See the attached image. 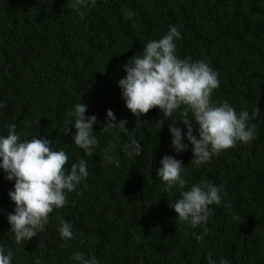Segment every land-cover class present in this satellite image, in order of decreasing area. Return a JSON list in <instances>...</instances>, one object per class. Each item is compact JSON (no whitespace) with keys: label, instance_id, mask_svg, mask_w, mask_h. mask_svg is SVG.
<instances>
[{"label":"trees","instance_id":"1","mask_svg":"<svg viewBox=\"0 0 264 264\" xmlns=\"http://www.w3.org/2000/svg\"><path fill=\"white\" fill-rule=\"evenodd\" d=\"M74 2L0 0V137L14 124L22 142L48 139L65 151L66 172L80 159L88 171L66 192V205L49 214L45 230L17 244L8 222L15 181L0 169V247L5 255L11 250V264H81L72 259L76 252L98 264H209V255L215 264H264V0H88L79 10ZM171 26L181 33L175 55L204 61L218 74L212 106L227 102L250 116L259 109L248 121L256 125L253 140L200 166L190 162L186 136V151L172 146L170 126L187 132L179 121L184 106L171 120L159 108L137 120L118 86L127 62ZM82 102L86 119L97 117L91 155L72 137L70 113ZM109 109L127 121V131L102 130ZM133 140L142 148L137 157ZM165 155L184 169L185 186H174L171 198L157 175ZM201 182L220 189L222 204L210 205L207 222L192 227L170 206ZM62 221L71 225V239L61 237Z\"/></svg>","mask_w":264,"mask_h":264},{"label":"clouds","instance_id":"2","mask_svg":"<svg viewBox=\"0 0 264 264\" xmlns=\"http://www.w3.org/2000/svg\"><path fill=\"white\" fill-rule=\"evenodd\" d=\"M88 0H75L72 8L79 10ZM95 6V0H91ZM132 13H127L128 18ZM181 33L175 26L159 40H150L143 47L140 55H134L124 66L127 75L119 80L122 98L126 107L137 120L153 108H159L164 118L171 120L173 113L181 106V121L187 128L182 134L180 128L170 126L172 146L177 153L188 149L183 143L185 136L192 145L191 163L196 166L207 162L213 155H218L236 146L237 141L248 143L255 138L256 125L249 126L248 121L259 115V109L251 116L247 110L237 114L227 102L212 106L211 94L219 87L218 74L204 61H192L190 57L180 59L175 55V40ZM87 106L82 102L74 106L70 113L74 117V144L92 154L97 144L93 137V126L97 123L95 115L86 119ZM189 112L192 119H189ZM127 121H117L112 110L107 111V119L102 130L118 127L127 131ZM175 123V122H173ZM159 130L164 120L157 121ZM195 125V128L193 127ZM198 126V127H196ZM15 125H8L9 134L0 137V169L6 173V179L15 181L14 190L9 197L15 204L14 213L8 214V222L14 233L17 244L26 242L45 230L48 216L54 209L62 208L67 203L66 192H71L88 176L86 161L80 159L71 165L70 172L65 171L68 155L63 150L52 149V141L38 139L21 141L15 131ZM194 131L198 134L194 135ZM71 134L66 128L65 134ZM132 148L135 157L142 152L140 144L133 140ZM107 159L114 162L112 157ZM118 166V162H114ZM157 175L166 185L171 198V189L178 186L183 189L185 181L181 178L183 162L165 155ZM220 189L210 183L201 182L188 191H181L180 198L170 208L178 214V220L188 222L192 227L206 223L209 217V206L222 204ZM63 239L72 238V227L62 221L58 229ZM199 239V237H197ZM72 259L81 264H98L95 259L86 260L81 253L73 254ZM209 264L215 261L209 255ZM12 252L4 253L0 247V264H11ZM219 264H227L221 260Z\"/></svg>","mask_w":264,"mask_h":264}]
</instances>
